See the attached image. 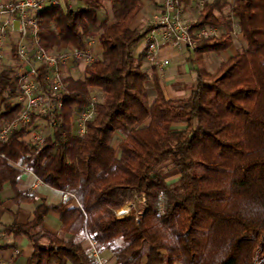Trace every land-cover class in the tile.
Masks as SVG:
<instances>
[{
  "label": "trees",
  "instance_id": "1",
  "mask_svg": "<svg viewBox=\"0 0 264 264\" xmlns=\"http://www.w3.org/2000/svg\"><path fill=\"white\" fill-rule=\"evenodd\" d=\"M79 1L37 14L39 46L85 51L96 37L101 47L81 77H65L64 91L52 95L63 99L62 123L42 149L23 140L27 128L0 140V192L9 183L16 200H34L17 187L30 170L67 198L43 201L31 220L14 221L6 233L30 239L28 264H98L83 247L87 238L115 264H264V0H197L196 48L187 47L193 62L227 50L237 32L245 46L213 73L198 68L183 97H167L160 72L145 67L140 48L150 28L133 26L144 0H109L112 17L103 19L106 0ZM181 2L187 9L192 0ZM206 27L223 34L198 37ZM12 52V64L0 63L6 122L23 110ZM93 98L94 116L80 135L76 116ZM169 166L175 182L160 172ZM127 204L129 213L117 216ZM50 211L60 215L62 235L34 232Z\"/></svg>",
  "mask_w": 264,
  "mask_h": 264
},
{
  "label": "built area",
  "instance_id": "2",
  "mask_svg": "<svg viewBox=\"0 0 264 264\" xmlns=\"http://www.w3.org/2000/svg\"><path fill=\"white\" fill-rule=\"evenodd\" d=\"M208 0H198L202 5ZM56 3V2H55ZM54 3V4H55ZM44 8L43 0H7L0 2V15L9 16V20L0 21V63L3 58V43L9 29L16 28L20 41L16 45L18 67L16 77L19 81L20 100L23 110L11 122L0 121V140H8L14 130L27 128L23 140L42 149L54 127L62 123L60 116L63 99H54L52 95L61 94L64 89V78L76 72L81 64L88 65L96 59L90 44L85 51L69 47L61 50H48L39 46V25L37 14ZM196 22H189L184 17L181 0H163L161 7L152 14L149 30L141 43L140 51L146 62L163 69L166 60L159 56L163 44H170L178 49L196 48L191 31ZM223 29L206 27L197 32L198 37H220ZM29 38L31 44L23 41ZM42 69L45 73L42 75ZM73 76V75H72ZM47 86L50 92L45 90ZM93 98L90 107L82 110L75 119L77 132L84 135L86 122L94 116ZM129 209H120L119 214H128ZM98 264H106L101 254L95 249L91 251ZM0 264H8L0 257Z\"/></svg>",
  "mask_w": 264,
  "mask_h": 264
},
{
  "label": "crops",
  "instance_id": "3",
  "mask_svg": "<svg viewBox=\"0 0 264 264\" xmlns=\"http://www.w3.org/2000/svg\"><path fill=\"white\" fill-rule=\"evenodd\" d=\"M7 0H0L4 2ZM67 3L71 7H76L80 5L79 0H43L44 7L52 5L54 3ZM161 3L156 6L151 0H144L145 10L143 9L137 15L136 19L133 22L134 27H140L146 29L150 26L152 21V14L161 7ZM198 6L197 0H192L191 5L187 9H183L184 17L186 20H191L192 8ZM144 8V6H143ZM9 20V16L0 15V21ZM240 41L243 39L241 35H238ZM20 37L16 31L9 29L6 38L3 43V58L2 62L6 58L12 59L13 48H16V45L19 43ZM26 44H31L29 38L23 41ZM233 44L227 49L220 53H215V56H209L207 53H203L204 60L203 63L193 62L197 58L195 53L189 52L188 48L178 49L170 44H163L160 48L159 56L166 60V63L163 69H157L161 74V86L167 97L179 96L186 93V89H189L192 84L196 81V70L201 69H214L217 70L222 61L228 59L231 55L236 54L238 49L240 50L244 44ZM244 43V41H243ZM237 45V46H236ZM90 47L96 57L101 54V47L97 38H93V42L90 44ZM5 63V62H4ZM7 64V63H6ZM189 67L186 68V66ZM152 66L146 62L145 67ZM86 65L81 64L78 70L72 73L73 76L79 70L84 72ZM82 76V75H81ZM80 77V76H78ZM20 190L28 191L29 195L35 197L34 200L30 199H15L14 192L9 183H6L0 192V257L8 264H28L29 258L33 252V246L30 239L23 234H12L6 233L5 228L9 226L14 221L18 223H27L34 216V212L38 205L43 201L49 205H58L62 203L67 195L63 192L45 184L42 182L32 171L26 170L17 185ZM76 201H73V204L76 205ZM40 230L47 231L50 233H58L62 235L61 231V221L60 215L57 212L50 211L45 217L41 226L34 230V232H39ZM42 242H46L45 239H42ZM94 241L90 238H87L83 241V247L89 251H92L95 247ZM101 256L105 260L106 264H115V259L111 257L109 252L102 253ZM67 264H75V261L70 259Z\"/></svg>",
  "mask_w": 264,
  "mask_h": 264
},
{
  "label": "rangeland",
  "instance_id": "4",
  "mask_svg": "<svg viewBox=\"0 0 264 264\" xmlns=\"http://www.w3.org/2000/svg\"><path fill=\"white\" fill-rule=\"evenodd\" d=\"M144 10H145V5H144V8H143V11L142 12H144ZM192 10V13H191V20H187V21H189V22H195L196 21V19L198 18V15H199V6H195L194 8H192L191 9ZM98 17L100 18V19H103V18H106V17H112V10H111V3H110V1L109 0H106L105 1V3H104V7L98 12ZM239 34H238V32L237 33H235V36H234V40H235V44H240V46L242 45V44H244L243 43V41L241 40H239L238 38H236L237 36H238ZM242 38V37H241ZM234 40H233V42H234ZM237 46V45H236ZM244 46H245V44H244ZM243 46V47H244ZM242 47V48H243ZM241 48V49H242ZM240 49V50H241ZM237 51H239V49L237 50ZM209 54V56H215L216 54L215 53H207V55ZM5 63H7V64H12L13 62L11 61V59H9V58H6L5 59V61H4ZM187 67H189V65H187L186 66V68ZM210 72H215L214 71V69H210L209 70ZM81 75H83V72H81L80 70H79V72H77L76 74H75V77H78V76H80L81 77ZM209 80V79H208ZM189 92H190V89H186V93H184V94H182V95H179V96H174V97H183V96H186V95H188L189 94ZM161 174L169 181V182H175L176 181V179L178 178V174H177V171H176V169L175 168H173L172 166H169V167H165V168H163L161 171ZM131 204H127L126 206H124V207H122V208H120V209H129L128 210V213H129V211H130V208H131ZM120 209H118L117 211H116V215L117 216H119V217H123V216H121L120 214H119V210ZM125 215H127V214H125ZM124 215V216H125Z\"/></svg>",
  "mask_w": 264,
  "mask_h": 264
}]
</instances>
